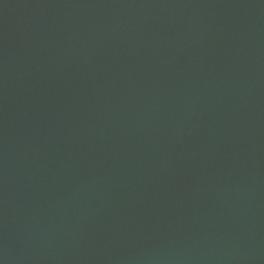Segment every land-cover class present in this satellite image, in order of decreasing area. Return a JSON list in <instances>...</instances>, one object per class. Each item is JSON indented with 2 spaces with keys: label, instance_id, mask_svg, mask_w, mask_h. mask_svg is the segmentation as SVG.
Returning <instances> with one entry per match:
<instances>
[{
  "label": "water",
  "instance_id": "1",
  "mask_svg": "<svg viewBox=\"0 0 264 264\" xmlns=\"http://www.w3.org/2000/svg\"><path fill=\"white\" fill-rule=\"evenodd\" d=\"M0 264H264V0H0Z\"/></svg>",
  "mask_w": 264,
  "mask_h": 264
}]
</instances>
